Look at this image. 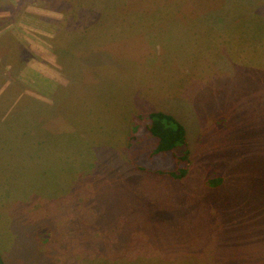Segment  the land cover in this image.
I'll list each match as a JSON object with an SVG mask.
<instances>
[{
  "label": "rangeland",
  "instance_id": "obj_1",
  "mask_svg": "<svg viewBox=\"0 0 264 264\" xmlns=\"http://www.w3.org/2000/svg\"><path fill=\"white\" fill-rule=\"evenodd\" d=\"M53 1L0 0V264H264V0H129L68 72ZM154 110L181 178L148 172Z\"/></svg>",
  "mask_w": 264,
  "mask_h": 264
},
{
  "label": "trees",
  "instance_id": "obj_2",
  "mask_svg": "<svg viewBox=\"0 0 264 264\" xmlns=\"http://www.w3.org/2000/svg\"><path fill=\"white\" fill-rule=\"evenodd\" d=\"M41 1L44 2L53 0ZM63 1L67 2L68 8L71 9L70 12H72V14L68 15L66 19L68 25L66 26L67 29H62L61 31L59 30L56 35L58 36L59 41L63 42V50H61L59 46H54L52 49H54V53H56V56L60 59V64L64 67V70L68 72V67L70 65L73 68H77L80 61L79 55L74 54L71 50L73 45L78 42H82V45L85 43L88 45V42L91 41L95 42L100 37L101 33H103L104 28L106 27V31L108 32L110 31L109 27H112V25L118 26L120 30L117 32L122 33L123 30L121 29L130 13L122 14L120 12L121 7L125 8L127 1L129 0H81L79 2H76L75 0ZM107 23L110 26L104 25ZM71 26L74 29L73 33H71ZM56 36H54V38H56ZM66 47L68 49H66ZM10 50V48L7 49V51ZM64 50L66 53L68 50V58L70 61L68 64L64 61V56L66 55ZM7 55L10 57V54L7 53ZM2 58L5 64L8 65L9 61L8 59L6 60V54H3ZM79 69L80 72L93 71L92 67H90L87 63H83ZM98 91L103 92L101 89ZM135 119V125H137L138 122L143 124L142 131L144 134L150 135L156 139V146L153 150V154H170L171 158L174 160V165L170 169L148 170V172L166 175L173 179L183 177L186 173L188 165V150L187 147L185 148L187 145L186 130L183 124L174 115L160 110L139 113V115L135 116ZM139 137L140 136L131 134L129 136V143ZM0 138L1 144L7 143L4 139L8 138L6 134H0ZM177 146H184L181 154H177L175 152ZM138 168L142 169L141 167ZM221 181L222 177L215 172L214 174H209L205 183L209 186H218Z\"/></svg>",
  "mask_w": 264,
  "mask_h": 264
}]
</instances>
